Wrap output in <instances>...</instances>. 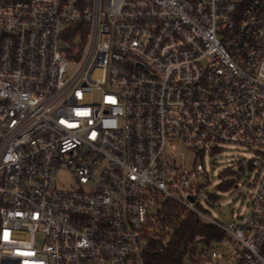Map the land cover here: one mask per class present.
I'll list each match as a JSON object with an SVG mask.
<instances>
[{"label":"built area","instance_id":"obj_1","mask_svg":"<svg viewBox=\"0 0 264 264\" xmlns=\"http://www.w3.org/2000/svg\"><path fill=\"white\" fill-rule=\"evenodd\" d=\"M226 144L255 153L227 227L197 198ZM183 212L264 264V0H0V264H145Z\"/></svg>","mask_w":264,"mask_h":264},{"label":"rangeland","instance_id":"obj_2","mask_svg":"<svg viewBox=\"0 0 264 264\" xmlns=\"http://www.w3.org/2000/svg\"><path fill=\"white\" fill-rule=\"evenodd\" d=\"M182 148L179 149V153ZM220 153L206 154L203 163L206 169V176L202 181L208 183V192L201 191L198 196V203L202 211L209 217L214 218L220 224L227 227L229 223H240L248 214V203L250 195L253 194L251 188L248 187L249 179L254 175L255 170L252 168V158L255 153L235 145L226 144L219 150ZM194 156L186 157L187 164H192ZM216 161V163H215ZM230 166L224 175L222 171ZM236 180L238 189L235 187L224 188L228 180ZM58 187L67 190L73 184L71 173L62 171L58 175ZM223 187V188H222ZM216 247L221 248L222 256L219 260L210 259V253L199 256H188L185 264H236L238 261L236 246L234 243L222 242ZM202 250L199 247L197 252Z\"/></svg>","mask_w":264,"mask_h":264},{"label":"trees","instance_id":"obj_3","mask_svg":"<svg viewBox=\"0 0 264 264\" xmlns=\"http://www.w3.org/2000/svg\"><path fill=\"white\" fill-rule=\"evenodd\" d=\"M228 170L222 172L226 174ZM232 182L227 181L224 188H230ZM223 188V187H222ZM171 223V229L164 231L162 238L159 240H150L144 253L145 264H185L189 256L190 246L194 243L203 247L207 252L214 244L228 242L226 235L216 226L204 222L198 215L190 212L174 213L167 216ZM198 236L202 240L195 242ZM264 255V247L262 250Z\"/></svg>","mask_w":264,"mask_h":264}]
</instances>
